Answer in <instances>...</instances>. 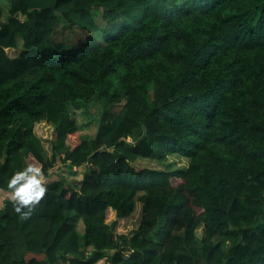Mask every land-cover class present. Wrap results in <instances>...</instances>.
<instances>
[{
    "label": "trees",
    "instance_id": "1",
    "mask_svg": "<svg viewBox=\"0 0 264 264\" xmlns=\"http://www.w3.org/2000/svg\"><path fill=\"white\" fill-rule=\"evenodd\" d=\"M29 164L71 181L0 264H264V0L0 1V189Z\"/></svg>",
    "mask_w": 264,
    "mask_h": 264
},
{
    "label": "clouds",
    "instance_id": "2",
    "mask_svg": "<svg viewBox=\"0 0 264 264\" xmlns=\"http://www.w3.org/2000/svg\"><path fill=\"white\" fill-rule=\"evenodd\" d=\"M7 189L15 202L14 211L21 219H28L49 192L42 166L33 164L16 171L8 181Z\"/></svg>",
    "mask_w": 264,
    "mask_h": 264
},
{
    "label": "rangeland",
    "instance_id": "3",
    "mask_svg": "<svg viewBox=\"0 0 264 264\" xmlns=\"http://www.w3.org/2000/svg\"><path fill=\"white\" fill-rule=\"evenodd\" d=\"M0 1L2 5L6 4V0H0ZM230 11L231 10H227L225 11V13H228ZM94 101H92V103ZM75 118H76L78 125L80 126V130L75 136L71 137L72 139L91 137L95 134L97 130V126H98V120H97L98 115L96 114V110L94 108H91L89 115H84L80 111L76 112ZM47 135L48 137H50V135L52 136V133L47 131ZM168 164L172 168H182V167L187 166L188 161L178 156H170V157H167V159L161 163L151 162V161L141 162L142 166H147L151 168H164V166ZM57 171H59L58 174L63 175L65 179L68 178L69 173L66 168L59 167ZM81 171L83 172V169H81ZM78 178H81V176H79ZM69 181L71 180H69L68 178L67 182ZM135 211L136 212L127 221L123 223V225L121 226V229H119V232L123 234H127V233H132L133 231L137 229L139 221H140V213H141L140 204H137ZM196 233H197V237H199L201 234V230L198 229Z\"/></svg>",
    "mask_w": 264,
    "mask_h": 264
},
{
    "label": "crops",
    "instance_id": "4",
    "mask_svg": "<svg viewBox=\"0 0 264 264\" xmlns=\"http://www.w3.org/2000/svg\"><path fill=\"white\" fill-rule=\"evenodd\" d=\"M79 130H80V128H79ZM92 137L93 136L86 137V138H92ZM58 166L59 165H55V167L52 170H50L49 176L46 178V185L49 184V183H52L54 181H58V177H57V174L59 172V171H57ZM2 199H10V200H12L9 193H5L3 191H0V202H1Z\"/></svg>",
    "mask_w": 264,
    "mask_h": 264
},
{
    "label": "built area",
    "instance_id": "5",
    "mask_svg": "<svg viewBox=\"0 0 264 264\" xmlns=\"http://www.w3.org/2000/svg\"><path fill=\"white\" fill-rule=\"evenodd\" d=\"M6 199H2L1 202H0V208L4 206V202H5Z\"/></svg>",
    "mask_w": 264,
    "mask_h": 264
},
{
    "label": "water",
    "instance_id": "6",
    "mask_svg": "<svg viewBox=\"0 0 264 264\" xmlns=\"http://www.w3.org/2000/svg\"><path fill=\"white\" fill-rule=\"evenodd\" d=\"M145 138V136L143 135L137 142H140L141 140H143ZM136 142V144H137Z\"/></svg>",
    "mask_w": 264,
    "mask_h": 264
}]
</instances>
